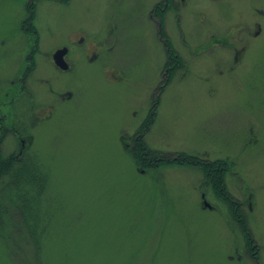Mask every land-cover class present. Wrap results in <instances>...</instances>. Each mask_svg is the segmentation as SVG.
I'll use <instances>...</instances> for the list:
<instances>
[{"label": "rangeland", "instance_id": "rangeland-1", "mask_svg": "<svg viewBox=\"0 0 264 264\" xmlns=\"http://www.w3.org/2000/svg\"><path fill=\"white\" fill-rule=\"evenodd\" d=\"M0 155V264H264V0H0Z\"/></svg>", "mask_w": 264, "mask_h": 264}, {"label": "trees", "instance_id": "trees-1", "mask_svg": "<svg viewBox=\"0 0 264 264\" xmlns=\"http://www.w3.org/2000/svg\"><path fill=\"white\" fill-rule=\"evenodd\" d=\"M137 143H138V150H139L141 160L145 164H147L148 166H154L160 162H164L166 160H169V158L163 154L152 153L150 150H148V148L143 144L141 136L138 137ZM4 159L5 158H2L0 155V191L3 190V188L8 187L9 185L15 186V184L18 183L17 187H16V190H17L16 207L18 208V210L21 211V209H25V207H27V206L30 207V205L26 201L27 199L25 200V203H26L25 207L21 205V202H22L21 193H20L21 184L19 182H20V180L22 181V179H20V178H24V176L26 177L27 175L29 176L28 177L29 180H31V178H30L28 171L23 173V171H21V169L18 170L19 168L17 166L14 167L15 162L5 161ZM177 160L188 161L189 163H193L192 161H195L196 163L199 162L198 159H195L193 157H192V159H186V157L183 155L178 157ZM224 164H221L220 162H218V163H211L210 162L209 163L207 161H203L204 169H206L209 178H211L213 180V182L216 185V189L220 190V191L224 190V185H223V180H222L223 179V173L225 171ZM17 174L22 175V176H18ZM16 176L19 177L18 182L14 181ZM31 177L33 178V176H31ZM37 179H38V175H37V173H35L34 174V182L36 184H37ZM35 183H34V188H36ZM27 185H29V184H27ZM35 203H36V200H34V203H32V210L35 207ZM33 214H34L33 211H31L29 213L30 216H32ZM249 248H250L251 252L254 250V244H253L252 240H250Z\"/></svg>", "mask_w": 264, "mask_h": 264}, {"label": "water", "instance_id": "water-1", "mask_svg": "<svg viewBox=\"0 0 264 264\" xmlns=\"http://www.w3.org/2000/svg\"><path fill=\"white\" fill-rule=\"evenodd\" d=\"M67 53H68V49L64 48V49L58 50L54 55L55 64L62 70L68 69V64L65 61V57Z\"/></svg>", "mask_w": 264, "mask_h": 264}, {"label": "flooded vegetation", "instance_id": "flooded-vegetation-1", "mask_svg": "<svg viewBox=\"0 0 264 264\" xmlns=\"http://www.w3.org/2000/svg\"><path fill=\"white\" fill-rule=\"evenodd\" d=\"M69 51V50H68ZM70 52V51H69ZM69 52H68V55H69ZM68 55L66 56V61H67V58H68ZM69 64V62H67ZM69 69H70V64H69ZM68 69V70H69Z\"/></svg>", "mask_w": 264, "mask_h": 264}]
</instances>
